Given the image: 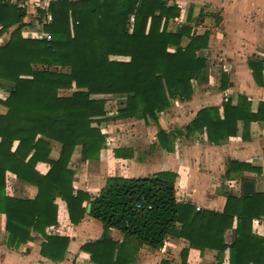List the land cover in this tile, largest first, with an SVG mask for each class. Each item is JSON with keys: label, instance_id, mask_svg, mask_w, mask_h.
<instances>
[{"label": "trees", "instance_id": "obj_1", "mask_svg": "<svg viewBox=\"0 0 264 264\" xmlns=\"http://www.w3.org/2000/svg\"><path fill=\"white\" fill-rule=\"evenodd\" d=\"M38 12L46 35L29 37L22 32L26 7L0 0V35L10 33L0 44V78L13 83L9 96L0 99L7 107L0 113V212L6 216L9 244L31 239L37 231L44 237L41 252L63 259L69 237L46 232L57 222L55 199L60 197L72 223L85 216V201L91 203L89 214L102 223L101 237L82 246L92 264H131L141 245L158 248L171 234L185 237L191 247L217 250L225 264H249L250 259L264 264V258L254 257L261 238L251 231L252 219L264 217V193H227L226 206L219 212L178 201L176 174L170 171L108 176L95 196L73 186L69 162L76 146L81 160L98 159L106 146L102 121H157L172 99L191 98L193 80L207 81V59L198 53L207 45V35H192L188 26L168 30V22L180 13L169 0H51ZM185 35L190 40L183 46ZM249 65L256 82L264 85V57ZM226 86L223 79L221 88ZM63 88L73 91L60 94ZM110 94L124 96L111 114L106 98L96 96ZM255 119L264 120V101L253 112L248 97L239 94L236 104L231 98L224 100L222 116L218 107L200 109L187 129L205 126L209 139L218 142L236 133L239 120L248 127ZM158 138L167 147L161 128ZM51 141L61 144L56 159L50 157ZM114 152L120 155V150ZM39 161L50 164L47 173L35 168ZM234 164L244 165L230 161L228 171ZM7 171L36 186V195L9 194ZM235 217L237 237L227 244L223 235ZM112 228L123 234L121 242L111 236Z\"/></svg>", "mask_w": 264, "mask_h": 264}, {"label": "crops", "instance_id": "obj_2", "mask_svg": "<svg viewBox=\"0 0 264 264\" xmlns=\"http://www.w3.org/2000/svg\"><path fill=\"white\" fill-rule=\"evenodd\" d=\"M9 1L26 7L24 35H45L38 9L46 10L51 0ZM169 4L178 6L180 13L168 22V30L177 31L188 26L192 35H207V45L198 50L207 59V81L193 80L191 98L172 99L171 105L158 113L157 121L149 119L145 123L135 118L102 121L100 128L106 135V146L101 149L98 159L87 160H81L80 146H76L69 162L74 171L73 186L95 196L108 176L146 177L170 171L176 174L178 201L193 204L196 209L221 212L226 206V194H245L246 182L252 184V192L264 193V120H252L248 127L239 120L236 133L218 142L209 139L205 126L193 130H188L187 126L205 107H218L222 116L224 100L231 98L236 104L239 94L248 97L253 112L264 101V85L256 82L249 65L250 61L264 57V0H169ZM9 37V30L0 35V44ZM189 40L188 35L183 36L181 45L185 46ZM170 49L174 51L175 46ZM115 58L129 59L126 56ZM262 74L264 79V68ZM223 79H227L224 89L221 88ZM12 87V82L0 78V99H6ZM72 91V88H63L59 93L70 94ZM96 96L106 98V109L110 114L115 112L118 100L124 97L113 94ZM109 96L114 103L112 110L107 106ZM6 112L7 107L0 103V113ZM160 128L168 137L167 147L159 142ZM60 148L59 142L51 141L50 157L56 159ZM115 149L120 150L119 156L115 155ZM230 161L244 165L234 164V169L228 171ZM35 168L45 174L50 164L39 161ZM6 177L9 194L24 198L36 195V186L19 181L9 171ZM55 202L58 206L57 222L48 226L46 232L69 237L65 257L54 260L44 255L41 252L44 237L37 231L33 232V238L10 245L6 216L0 212V264H92L89 252L82 246L101 237L102 223L87 211L88 201L84 202L85 216L76 224L70 221L65 201L57 197ZM236 224L235 217L233 225L224 232L225 243L235 242ZM177 227L180 228V224L177 223ZM251 231L261 238L254 247V257L264 258L263 215L252 219ZM111 236L120 242L124 238L114 228ZM185 249H188L187 264H225V259L219 260L217 250L191 247L185 237L172 234L158 248L141 245L131 264H183ZM255 261L250 259L249 264H256Z\"/></svg>", "mask_w": 264, "mask_h": 264}, {"label": "water", "instance_id": "obj_3", "mask_svg": "<svg viewBox=\"0 0 264 264\" xmlns=\"http://www.w3.org/2000/svg\"><path fill=\"white\" fill-rule=\"evenodd\" d=\"M245 184H247L248 186L245 188V190H244V193L245 194H249V193H251L252 192V184L251 183H245ZM90 207H91V203L89 202L88 204H87V211L89 212L90 211Z\"/></svg>", "mask_w": 264, "mask_h": 264}, {"label": "rangeland", "instance_id": "obj_4", "mask_svg": "<svg viewBox=\"0 0 264 264\" xmlns=\"http://www.w3.org/2000/svg\"><path fill=\"white\" fill-rule=\"evenodd\" d=\"M108 108L110 109V110H112L113 109V107H114V103H113V101H112V99H111V97L109 96L108 97Z\"/></svg>", "mask_w": 264, "mask_h": 264}, {"label": "built area", "instance_id": "obj_5", "mask_svg": "<svg viewBox=\"0 0 264 264\" xmlns=\"http://www.w3.org/2000/svg\"><path fill=\"white\" fill-rule=\"evenodd\" d=\"M46 19H47V20H50V19H51V14H50V13H47ZM45 35H46V34H45Z\"/></svg>", "mask_w": 264, "mask_h": 264}]
</instances>
